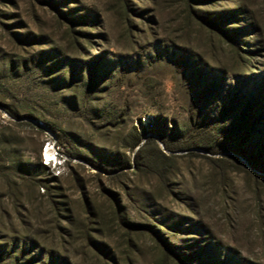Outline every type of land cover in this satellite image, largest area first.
Listing matches in <instances>:
<instances>
[{
    "label": "rangeland",
    "instance_id": "rangeland-1",
    "mask_svg": "<svg viewBox=\"0 0 264 264\" xmlns=\"http://www.w3.org/2000/svg\"><path fill=\"white\" fill-rule=\"evenodd\" d=\"M0 264H264V0H0Z\"/></svg>",
    "mask_w": 264,
    "mask_h": 264
},
{
    "label": "bare ground",
    "instance_id": "bare-ground-1",
    "mask_svg": "<svg viewBox=\"0 0 264 264\" xmlns=\"http://www.w3.org/2000/svg\"><path fill=\"white\" fill-rule=\"evenodd\" d=\"M45 157L48 158L50 157V155L46 152Z\"/></svg>",
    "mask_w": 264,
    "mask_h": 264
}]
</instances>
